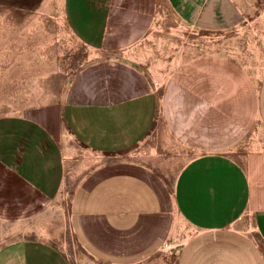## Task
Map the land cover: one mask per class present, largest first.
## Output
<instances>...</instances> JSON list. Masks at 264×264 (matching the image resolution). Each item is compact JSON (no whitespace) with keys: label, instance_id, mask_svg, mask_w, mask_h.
<instances>
[{"label":"crops","instance_id":"obj_1","mask_svg":"<svg viewBox=\"0 0 264 264\" xmlns=\"http://www.w3.org/2000/svg\"><path fill=\"white\" fill-rule=\"evenodd\" d=\"M164 2L191 28L239 24L249 3ZM66 8L76 34L103 51L138 42L156 9L155 0H68ZM123 58L90 67L33 115L0 117V218H58L54 203L67 177L63 128L87 151L110 157L148 137L159 88ZM185 59L161 97L170 131L196 152L173 188L148 163L103 162L74 191L69 227L110 264H264V69L254 81L245 65L230 73L218 56ZM42 234L2 246L0 264H72Z\"/></svg>","mask_w":264,"mask_h":264},{"label":"rangeland","instance_id":"obj_2","mask_svg":"<svg viewBox=\"0 0 264 264\" xmlns=\"http://www.w3.org/2000/svg\"><path fill=\"white\" fill-rule=\"evenodd\" d=\"M248 2L246 18L239 24L191 28L180 22L164 0H155L154 20L138 42L122 50L103 51L76 34L69 22L68 0H0V117L33 115L40 106L61 99L72 83H81L90 67L115 62L116 57L140 64L156 82L160 98L152 131L124 155L93 154L63 128L67 177L54 203L58 218H0V248L18 238L37 236L36 230H45L41 236L61 249L72 264H110L87 250L69 227L74 191L90 169L122 158L148 163L173 188L179 170L196 152L173 134L164 120L163 85L179 62L200 54L230 63V73L234 68L241 72L245 65L256 81L259 68L264 69V0ZM241 147L236 145L234 150ZM51 209L49 205L47 212Z\"/></svg>","mask_w":264,"mask_h":264},{"label":"built area","instance_id":"obj_3","mask_svg":"<svg viewBox=\"0 0 264 264\" xmlns=\"http://www.w3.org/2000/svg\"><path fill=\"white\" fill-rule=\"evenodd\" d=\"M168 245H169L168 243L165 244L166 247H167Z\"/></svg>","mask_w":264,"mask_h":264}]
</instances>
